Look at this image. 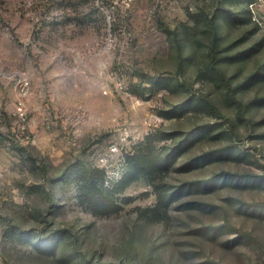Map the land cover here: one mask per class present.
Returning <instances> with one entry per match:
<instances>
[{
    "label": "rangeland",
    "instance_id": "374dc122",
    "mask_svg": "<svg viewBox=\"0 0 264 264\" xmlns=\"http://www.w3.org/2000/svg\"><path fill=\"white\" fill-rule=\"evenodd\" d=\"M247 1L0 0V264H264V15ZM140 153L150 177L116 212L82 203L72 164L111 187Z\"/></svg>",
    "mask_w": 264,
    "mask_h": 264
},
{
    "label": "trees",
    "instance_id": "16d2710c",
    "mask_svg": "<svg viewBox=\"0 0 264 264\" xmlns=\"http://www.w3.org/2000/svg\"><path fill=\"white\" fill-rule=\"evenodd\" d=\"M252 0H248L246 3V12L248 14V18H251V14L249 12L248 4ZM222 20L227 19L228 12L223 10L220 14ZM247 21V18H245ZM245 19H241L240 21H244ZM211 67L213 70L219 72L221 71L218 67L217 60L211 51ZM264 71V66L262 68ZM167 82V83H166ZM154 86L158 89H169L172 86V82L170 78H156L154 80ZM135 161V162H134ZM134 165L131 166V170L124 174L113 186H105V170L99 167H87L83 170H80V166L78 163L72 164L69 168L71 175L76 177L78 182V192L79 198L82 203H86L92 212L101 215H107L110 213H114L119 209L118 203H116L112 198L116 193L121 192L130 182L136 180L140 174H147V177H150L151 174L150 168H146L147 164V154H139L137 158L133 160ZM152 168V164H150ZM208 182H205L204 189L211 188L213 184L208 185ZM48 245L51 248L55 246V240L50 238L47 240Z\"/></svg>",
    "mask_w": 264,
    "mask_h": 264
},
{
    "label": "built area",
    "instance_id": "2783aa9c",
    "mask_svg": "<svg viewBox=\"0 0 264 264\" xmlns=\"http://www.w3.org/2000/svg\"><path fill=\"white\" fill-rule=\"evenodd\" d=\"M249 12L251 14V18L254 22L257 24L261 25V17L264 15V0H252L248 4ZM27 84L28 81L26 79H23V93L22 95L26 94V89H27ZM24 105L22 101H18L17 106H16V113L21 117V119L25 118V110H24Z\"/></svg>",
    "mask_w": 264,
    "mask_h": 264
}]
</instances>
